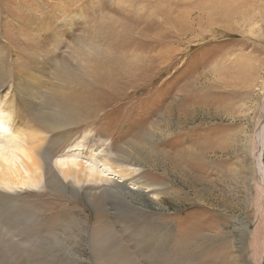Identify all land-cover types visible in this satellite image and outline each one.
<instances>
[{
	"label": "rangeland",
	"instance_id": "rangeland-1",
	"mask_svg": "<svg viewBox=\"0 0 264 264\" xmlns=\"http://www.w3.org/2000/svg\"><path fill=\"white\" fill-rule=\"evenodd\" d=\"M0 79L134 168L0 204V264H264V0H0Z\"/></svg>",
	"mask_w": 264,
	"mask_h": 264
},
{
	"label": "bare ground",
	"instance_id": "bare-ground-1",
	"mask_svg": "<svg viewBox=\"0 0 264 264\" xmlns=\"http://www.w3.org/2000/svg\"><path fill=\"white\" fill-rule=\"evenodd\" d=\"M65 72L68 71L65 69ZM16 97H18L16 84L3 83L0 85V204L11 205L16 209L23 189L27 187L44 188L51 180L60 186L62 184L67 186L65 182L69 178L79 182L76 180L79 173L84 179H100L111 185L113 182L119 187H126L124 181L127 172L134 168L115 165V160H109L110 157L105 159L101 152L92 153L91 160L95 161V158H100L102 163L95 161L93 164H87L88 162L84 164L78 155H74L60 156L52 165L51 158L54 154L55 142H52L49 129L56 130L60 127L46 117L43 123L34 122L27 106L31 103L30 100L25 98L23 101L27 104L23 102L21 108V101H18ZM67 135L66 130L53 133L57 139H66ZM82 144L84 151L85 145ZM75 147L79 148V144H75ZM263 148L264 143L261 144L259 158L262 157ZM73 149L75 148L69 147L68 152L74 151ZM69 187L79 189L78 185L69 184ZM129 189L134 190L136 186H129Z\"/></svg>",
	"mask_w": 264,
	"mask_h": 264
}]
</instances>
